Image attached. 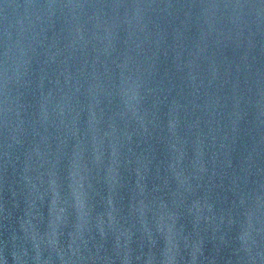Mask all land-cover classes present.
<instances>
[{"label": "water", "instance_id": "obj_1", "mask_svg": "<svg viewBox=\"0 0 264 264\" xmlns=\"http://www.w3.org/2000/svg\"><path fill=\"white\" fill-rule=\"evenodd\" d=\"M0 264H264V0H0Z\"/></svg>", "mask_w": 264, "mask_h": 264}, {"label": "clouds", "instance_id": "obj_2", "mask_svg": "<svg viewBox=\"0 0 264 264\" xmlns=\"http://www.w3.org/2000/svg\"><path fill=\"white\" fill-rule=\"evenodd\" d=\"M221 222H222V220H221Z\"/></svg>", "mask_w": 264, "mask_h": 264}]
</instances>
